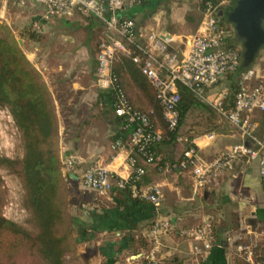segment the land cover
I'll list each match as a JSON object with an SVG mask.
<instances>
[{"label": "crops", "instance_id": "crops-1", "mask_svg": "<svg viewBox=\"0 0 264 264\" xmlns=\"http://www.w3.org/2000/svg\"><path fill=\"white\" fill-rule=\"evenodd\" d=\"M137 6L143 10L130 16L125 8L122 15L132 19L141 34H161L168 39L172 49L180 53L185 51V43L190 37L185 31L187 19L183 14L189 9L185 1L164 0L158 5L146 1ZM25 8L35 19L33 26L39 27L36 32H43L50 36L49 39L61 35L47 44L51 48L43 49L40 55L30 52L28 56L52 94L60 121L61 162L70 154L84 161V165L72 174L76 178L66 179L68 187L79 191L70 214L75 225L78 255L93 259V264H133L138 261L134 257L146 251L145 237L153 222L169 218L177 229L199 226L206 221L214 223L218 244L207 255L205 264H252L237 250L239 245L252 247L260 264H264V188L257 161L240 160L232 173L199 193L194 191L189 173H167V162L148 165L140 161L146 174L139 187L159 185L164 192V202L158 210L151 203L132 197L127 190L115 187L108 195L101 196L83 188L80 175L90 162L98 161L115 179L128 180L133 174L127 164V151L113 148L116 140L122 141L117 137L121 127L116 117L112 123L108 117L109 109L112 117L115 113L108 93L100 90L96 82L97 54L96 58L90 57L96 42L99 45L103 38L102 25L97 26L92 19L81 16L49 17L45 9L34 2ZM52 29L60 33H54ZM232 38L230 45L236 39ZM259 71L264 73V68ZM127 78L134 85L136 95L144 96L129 72ZM228 87L225 77L208 93L210 100L228 92ZM253 121L257 124V136L264 140V113H256ZM203 124L200 118L192 121L187 117L181 133L199 147L204 162L213 161L218 153L243 141L240 131L232 125V130L218 128L216 132L206 133ZM209 134L214 135L213 140L208 139ZM128 140L129 136L125 143ZM185 147L183 143L164 144L160 146V157L176 162ZM167 244L169 255L161 264H192L191 243L173 234Z\"/></svg>", "mask_w": 264, "mask_h": 264}, {"label": "built area", "instance_id": "built-area-1", "mask_svg": "<svg viewBox=\"0 0 264 264\" xmlns=\"http://www.w3.org/2000/svg\"><path fill=\"white\" fill-rule=\"evenodd\" d=\"M24 8L30 2L41 5L49 17L72 18L81 16L96 19L106 29V36L98 45L95 78L98 88L113 93L114 113L132 128L127 143L116 142L114 149L127 151V164L135 175L128 180L115 179L111 171L98 161L87 164L80 175L85 190L106 196L116 187L129 189L131 196L151 203L157 210L164 202V192L159 185L149 188L139 187L146 174L140 166L156 164L159 161L155 146L164 140L160 131L153 128L150 118L129 103L118 85L114 67L122 58L131 59L155 89L157 100L163 108V116L170 131H175L180 123V86H184L196 97L213 107L220 118L237 128L243 141L235 147L221 151L211 162H204L199 147L191 142L184 150L182 158L165 167L167 173H189L194 182V191L199 193L215 186L219 179L234 171L240 160L247 163L258 162V175L264 188V140L257 136V124L253 121L256 113H264V73L250 68L240 74L238 90L233 107L226 106L228 92L212 101L208 93L226 75L236 73L242 64L241 50L230 45L234 33L222 24L218 16L219 7L209 4L205 17L195 34L187 38L185 51L180 53L171 48L165 36L151 32L141 34L132 19L119 16L125 8H132L143 0H9ZM224 3L220 6H222ZM39 29L33 26V31ZM208 139H214L209 134ZM179 142H187L180 137ZM83 159L70 154L62 159V171L66 179L75 174ZM175 234L182 241L191 243L192 264H205L207 255L215 246V227L212 221L199 226L177 229L169 219H157L151 225L146 238V251L136 257L133 264H161L169 255L167 240ZM237 250L245 255L246 261H256V252L250 246L239 245Z\"/></svg>", "mask_w": 264, "mask_h": 264}, {"label": "trees", "instance_id": "trees-1", "mask_svg": "<svg viewBox=\"0 0 264 264\" xmlns=\"http://www.w3.org/2000/svg\"><path fill=\"white\" fill-rule=\"evenodd\" d=\"M146 1L151 2L143 0L142 3ZM236 2L237 0H232V7ZM209 4L219 9L223 8V5L220 6L222 0H202L203 12H206ZM120 17L124 18L123 15ZM221 21L227 27L230 24L227 18H221ZM244 71L240 67L236 73L225 76L229 84L227 107L231 108L234 105L240 74ZM114 72L118 76V85L131 106L146 114L154 130L160 131L164 136V140L155 146L159 165L165 162L173 163L174 161L161 159L160 146L183 143L187 147L191 141L181 133L186 118H191L196 112L197 115L201 113L200 116H203L204 111L211 106L184 86H180L181 119L177 129L170 131L155 89L138 65L129 58H123L115 65ZM127 72L133 77L144 96L136 95L134 85L128 81ZM108 95L113 107L114 95L111 92ZM0 104L9 107L13 112L22 133L25 150L21 161L0 157V169H9L23 180L26 189L25 206L31 214L30 222L33 227L31 230L27 229L6 219L0 213V264H66L65 256L70 253L75 225L73 218L65 209L66 178L62 171L61 155L55 145L58 135L54 106L46 86L40 81L39 74L31 66L13 35L2 26H0ZM116 119L121 127L117 137L122 141L115 142L125 143L127 136L132 133V128H126L121 118L116 116ZM180 137L187 139V142H179L177 139ZM134 176L132 174L131 177ZM126 190L130 192L129 189ZM214 227L215 243L218 244L216 226ZM144 243L145 249H148L146 237ZM256 261L261 263L258 257Z\"/></svg>", "mask_w": 264, "mask_h": 264}, {"label": "rangeland", "instance_id": "rangeland-1", "mask_svg": "<svg viewBox=\"0 0 264 264\" xmlns=\"http://www.w3.org/2000/svg\"><path fill=\"white\" fill-rule=\"evenodd\" d=\"M155 2L156 5L160 4L164 0H151V2ZM187 5H189L188 11L183 14V16L187 19V25L185 27L186 34L193 35L196 32V29L199 27L200 23L205 17V12L202 9V0H183ZM225 5V4H223ZM143 7L134 6L132 8L127 9V13L130 16H134L137 13L141 12ZM176 11V10H175ZM122 15V11L119 12V16ZM126 19L127 17L124 16ZM93 23L97 26H100V22L96 19H92ZM35 19L33 18L31 12L27 10L25 7L21 8L11 3L9 0H0V26L8 30L14 39L17 41L19 47L22 49L25 57L31 64V66L37 71L40 77V81L46 86L50 98L52 100L54 111L57 119V139L55 140V145H57V149H59V153L61 155V135L60 131V121L57 117L56 107L52 98V94L47 87L46 83L43 80V77L39 70L34 66V64L29 59L30 52H34L35 55H40L43 49H49V42L54 41L59 36H45V34L38 33L33 31V24ZM102 25V24H101ZM228 27L234 33L233 26L228 24ZM55 33H60V31L53 30ZM100 33H103L102 36H106V29L104 25H102V29ZM48 38V39H47ZM55 38V39H54ZM233 38L234 35H233ZM232 38V39H233ZM231 39V38H230ZM98 42L95 44V51L93 55L91 53L90 57L96 58V54H98ZM234 43L232 46L241 50H243L242 43L234 39L232 41ZM46 45L45 47H43ZM56 45V44H55ZM50 46H54L51 44ZM60 46V45H59ZM58 46V47H59ZM59 49V48H58ZM89 53V51H88ZM87 54V53H86ZM84 55L81 56L83 58ZM93 58V59H94ZM123 59V58H122ZM264 50H262L260 56L255 61L252 68H256L261 70L264 68ZM262 67V68H261ZM108 92H106L107 94ZM112 110H108V117L112 121H115L116 115L112 117ZM198 112L194 114L190 119L192 121H196V118H200L201 122L204 124V130L206 133L216 132L218 128L232 130V126L229 125L224 119L220 118L217 111L214 108L207 109L202 114L203 116L197 115ZM110 115V116H109ZM112 117V118H111ZM205 118V119H204ZM112 126V125H111ZM114 141V135L111 134V142ZM25 150L24 143L22 138V133L19 129V126L16 122V119L13 115L11 109L7 106H3L0 104V157H4L10 160L21 161L24 158ZM11 170L2 168L0 169V213L6 219L14 221L27 229H32L31 214L25 206L26 203V189L23 180L18 177V175L11 173ZM77 189H73L68 187L65 183L64 186V199H65V209L67 213L70 215L72 211L73 205L75 202V195L78 194ZM71 249L70 253L65 256L66 264H93V259H85L83 256L78 255L77 244L75 243L74 238L70 242Z\"/></svg>", "mask_w": 264, "mask_h": 264}, {"label": "water", "instance_id": "water-1", "mask_svg": "<svg viewBox=\"0 0 264 264\" xmlns=\"http://www.w3.org/2000/svg\"><path fill=\"white\" fill-rule=\"evenodd\" d=\"M226 18L233 26L236 40L242 43L241 68L250 69L264 50V0H237Z\"/></svg>", "mask_w": 264, "mask_h": 264}, {"label": "flooded vegetation", "instance_id": "flooded-vegetation-1", "mask_svg": "<svg viewBox=\"0 0 264 264\" xmlns=\"http://www.w3.org/2000/svg\"><path fill=\"white\" fill-rule=\"evenodd\" d=\"M224 4L225 5H223V8L218 10V16L219 14H222V16H219L222 19L226 18V14L230 12L234 7V6L232 7V0H226Z\"/></svg>", "mask_w": 264, "mask_h": 264}, {"label": "bare ground", "instance_id": "bare-ground-1", "mask_svg": "<svg viewBox=\"0 0 264 264\" xmlns=\"http://www.w3.org/2000/svg\"><path fill=\"white\" fill-rule=\"evenodd\" d=\"M209 140H213V139H209Z\"/></svg>", "mask_w": 264, "mask_h": 264}]
</instances>
